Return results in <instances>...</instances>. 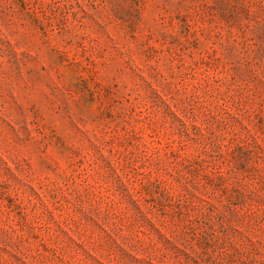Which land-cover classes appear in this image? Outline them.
Listing matches in <instances>:
<instances>
[{"label":"rangeland","instance_id":"rangeland-1","mask_svg":"<svg viewBox=\"0 0 264 264\" xmlns=\"http://www.w3.org/2000/svg\"><path fill=\"white\" fill-rule=\"evenodd\" d=\"M0 264H264V0H0Z\"/></svg>","mask_w":264,"mask_h":264}]
</instances>
